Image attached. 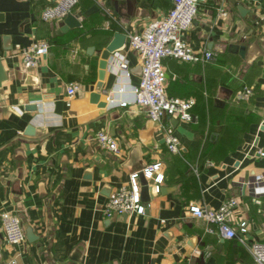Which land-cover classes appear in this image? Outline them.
<instances>
[{
  "label": "crops",
  "instance_id": "0c3cea01",
  "mask_svg": "<svg viewBox=\"0 0 264 264\" xmlns=\"http://www.w3.org/2000/svg\"><path fill=\"white\" fill-rule=\"evenodd\" d=\"M56 1L0 0V215H16L34 238L6 244L0 226V264H251L245 246L204 234L187 209L215 211L233 198L232 223L245 221L244 239L264 243V192L248 185L264 172V0H236L242 15L235 0H206L180 38L211 60L162 59L166 94L194 101L188 123L152 122L133 103L140 61L125 41L103 73L99 101H90L112 34L140 32L165 16L169 0L78 2L70 13L80 14V26L65 33H57L60 20L40 18ZM91 6L97 10L84 16ZM42 40L47 53L24 68L19 51ZM229 45L243 46V57ZM69 84L77 89L66 98ZM243 88L251 93L238 99ZM99 131L115 139L116 153L98 148ZM166 132L178 155L166 150ZM156 163L163 180L157 194L148 191L144 213L104 217L109 194Z\"/></svg>",
  "mask_w": 264,
  "mask_h": 264
},
{
  "label": "built area",
  "instance_id": "2783aa9c",
  "mask_svg": "<svg viewBox=\"0 0 264 264\" xmlns=\"http://www.w3.org/2000/svg\"><path fill=\"white\" fill-rule=\"evenodd\" d=\"M171 7L164 17L150 21L138 33L125 36L126 46L133 51L140 61V77L133 88V103L144 110L146 117L152 122H161L164 117L175 118L180 122L191 121V109L194 106L192 99L170 97L165 91V74L162 59L171 58L179 62L204 65L211 60L209 51L197 52L185 43L181 34L190 28L198 8L206 0H169ZM243 4H252L257 0H239ZM79 0H57L52 6L46 7L40 13L42 21L61 20L78 4ZM218 16L224 18L226 12L218 10ZM49 43L45 40L31 43L22 48L18 55L21 64L26 69L35 68L39 59L47 53ZM126 62L119 63V69L126 74ZM77 87L69 84L65 88L66 98L72 97ZM250 88H243L237 94L238 99L247 98ZM110 104L114 103L111 96L106 97ZM66 105L69 103L67 101ZM119 107H125L126 102H118ZM98 148L109 153L118 151L117 143L106 132L99 131L94 135ZM166 150L170 154H179L178 140L166 132L163 138ZM264 157V152H258ZM142 174L148 180L154 176L151 192L157 194L163 180L160 164H150L140 172L131 173L128 184L109 194L103 206L102 214L106 218L113 215H142L148 203L140 198L138 175ZM252 185L260 192H264V172L253 176L248 185ZM237 202L233 198L223 201L217 210H204L196 206H189L187 211L195 219L204 222V234H215L221 239H236L248 249L251 264H264V243L247 242L244 238L247 223L243 220L232 223ZM0 226L6 244L18 245L24 242L25 236L18 217L11 213L0 215ZM10 264H15L11 261Z\"/></svg>",
  "mask_w": 264,
  "mask_h": 264
},
{
  "label": "water",
  "instance_id": "95a60500",
  "mask_svg": "<svg viewBox=\"0 0 264 264\" xmlns=\"http://www.w3.org/2000/svg\"><path fill=\"white\" fill-rule=\"evenodd\" d=\"M233 5L236 7L237 11L240 15L242 13H245V9L242 5L238 4L237 1H233ZM97 8L95 6H91L88 8L85 12H83L84 16H88L92 12L96 11ZM79 15H73L72 13H68L65 15L64 18H62L58 22V30L57 33H65L69 29L78 28L80 26L79 21L77 20V17ZM125 41V36L119 32H114L112 34L111 39L107 42V44L104 46L103 50L100 52L99 55V61L97 63V79L98 82L90 87V91L92 94L90 95V101L93 103H96L99 101L100 92H101V80L103 78V73L107 69L108 62L114 54H116L122 47ZM227 51L229 53L238 54L240 57H243L244 55V47L243 46H236V45H229L227 47ZM5 80V74L1 68L0 65V84ZM94 90V91H93ZM99 106H104L103 102H99ZM154 176H152L153 180ZM152 180H146L142 174L138 175V184L140 186V198L141 200L147 199V193L151 190V184ZM25 237L28 241L33 240V236L29 229L25 230Z\"/></svg>",
  "mask_w": 264,
  "mask_h": 264
},
{
  "label": "trees",
  "instance_id": "16d2710c",
  "mask_svg": "<svg viewBox=\"0 0 264 264\" xmlns=\"http://www.w3.org/2000/svg\"><path fill=\"white\" fill-rule=\"evenodd\" d=\"M84 1H85V0H79V3H80V2L82 3V2H84ZM230 241H231V242H232V241H235L236 244H239L238 241H236V240H234V239H231ZM239 245H240V244H239Z\"/></svg>",
  "mask_w": 264,
  "mask_h": 264
}]
</instances>
